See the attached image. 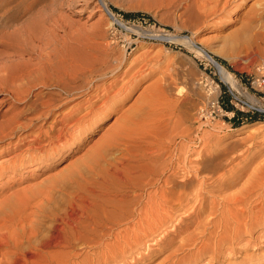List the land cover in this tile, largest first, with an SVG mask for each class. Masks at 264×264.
<instances>
[{"label": "rangeland", "instance_id": "374dc122", "mask_svg": "<svg viewBox=\"0 0 264 264\" xmlns=\"http://www.w3.org/2000/svg\"><path fill=\"white\" fill-rule=\"evenodd\" d=\"M204 1L0 0V66L16 63L41 65L49 57V54L53 55L51 53L54 51L57 52L66 47L81 53L83 57H86L84 58L86 61L102 53H108L113 54V58L123 56L128 62L127 66L135 59H139L138 64H140H137L139 67H136L135 73L139 71L138 73L144 72L143 75H145L147 70H150L148 72L152 71L149 77L144 78L136 85L122 104L123 111L128 110L129 107H135L138 103L137 112L139 108H143L142 114H148L145 102L146 104L152 102L156 107H153V110L150 108L153 111L150 112L151 114H155L154 116H158L159 113L165 114L162 117L165 118L166 122L168 120L166 117H170L172 121L169 118V123L162 125L158 123L164 120L160 117H157L156 122L154 119L152 123L149 120L152 119L151 117L147 119L148 115H145V120H149L148 123L143 122L144 117L142 119L137 118L142 121L141 124L137 127L132 126L131 129H141L142 125L147 123L149 126L147 130L149 131L146 134L150 133L151 135L152 133V135L151 137L150 135L146 136L150 140L146 137L143 140L144 144L127 145L133 154L130 153V156L124 159L125 163L122 159L125 153L123 146L111 151L110 161H123L126 167L138 168L152 162H164L166 167L169 159H171L174 161L173 167L171 166L170 169L166 167L167 170L160 174L162 177H168L177 169L179 174L176 178L179 181L186 176H194V163L197 165L194 167L200 166L198 163L204 160L205 152L208 150L206 147L216 145L218 146L217 150H220L219 152L224 155L226 153L225 156L222 155L225 160L219 159L215 162L220 164L219 171H215V173L203 172L196 177L194 184H192L195 187L194 192L185 197L183 208H181L183 210L168 211V215L161 213L162 219L159 218V214V216L156 214L160 224L155 215V205H153L151 209L154 212L151 211V213L153 212L152 216L148 215L152 227V232H148L150 237H147L148 234L147 232L144 233L145 231L139 232L136 226L139 217L125 221L118 226L111 225L114 229L118 227V231H123L121 234L123 237L130 235L133 230L136 231V236H140L137 238H141L143 235L142 239L145 240L140 241L142 244L138 246H135L137 242L133 244L132 240V242L124 243L120 239L117 244L113 240L106 241L105 245H108L109 253L116 257L115 262L112 261L108 264H264V215L262 211L260 212L259 207V204H263L262 201H264V187L261 189L258 187L254 191L256 198L261 194L263 196L261 195V198L258 199L253 198L255 202L252 206L255 208L253 210L256 215L255 212L253 213L254 217L257 218L253 225L244 226L245 230H243L244 227H235L234 221L231 222L230 219H228L229 222L226 219H224L226 220L225 223L222 222L223 217L221 218V215L217 214L215 215L216 223L221 221L220 227L224 226L227 230L222 227L218 229L219 226H208L209 230L207 229L208 232H205L208 234H200L202 231L200 223L208 215L209 208L221 210L223 205L222 210H227L225 209L226 203L221 201L222 196L225 195L224 197H226L235 192V194L240 193L243 187H248V180L254 178V181L263 173L260 172L263 171L264 165V0H232L224 8V12L219 11L216 14L197 6V4L204 6L202 5ZM196 2L198 3L196 4ZM111 8H116L124 13L146 14L151 19L140 17L127 20L120 14L114 13ZM207 57L230 74L235 86L222 82L218 69ZM144 59L147 62V70L146 68L141 69L146 64L143 62ZM135 78L134 81H139V77L135 76ZM154 83L160 85L159 91H165L166 96H163L165 99L161 96V92L159 93L158 90L154 92V89L151 88ZM156 84L154 85L157 86ZM52 91L49 89L45 91L44 89L42 93H53ZM38 92L35 91L32 95ZM154 94H159L162 98L159 99V95L156 97ZM168 94L172 95L171 98L167 96ZM173 98L175 102L178 101L176 105L179 108L175 106ZM248 98L255 100V106L248 103ZM168 99L169 101L171 99L173 103L169 102ZM180 102H185V104ZM249 106L256 110L250 109ZM229 107L239 112L240 115L235 116V113L227 109ZM17 110L19 109H16L14 102L8 101L7 94L0 90V127L14 114V111L18 112ZM160 114L159 116H161ZM120 116L121 114L109 116L104 127L98 130L88 142L84 143L79 151L71 155H69L71 152L68 151L63 155V160L56 158L53 162L49 161L45 166L39 164H31L25 168L14 166L15 168L12 167L0 174V205L10 198L13 201L16 194H19L18 196L30 195L29 198L33 199L34 201H32L36 202V205H41L43 200H40L38 193L49 191V187L47 189L44 187L52 179L53 193L51 198H53V206L52 203H43V207L51 206L54 214L65 211L67 204L71 202V195H73L70 194L73 191V186L70 185L69 177L76 180L75 173L83 169L82 160L87 158V153L89 155L94 151L93 147L112 128L115 119ZM7 142L4 141L3 143ZM149 142L150 144L153 142V145L151 144V146ZM140 149L141 153L138 152ZM3 159L1 158L0 161ZM242 162L245 164L243 165ZM248 162L249 164H247ZM243 166L246 171L242 169V172L241 167L243 168ZM235 167L239 168L236 170ZM255 169L260 172L257 173L254 171ZM135 172L137 171L135 170L133 175H130L131 178L133 177L132 179L139 177V174ZM253 173L257 174L252 175ZM191 174L192 176H190ZM226 174L233 177L232 180L237 176L240 178L238 177V181L234 180L235 183H231V186L223 187L218 191V188L213 186V179ZM229 174H234L235 177ZM62 176L65 177L63 180L68 179L65 181L68 187L61 189L55 186L56 183L59 185ZM157 189L146 188L144 190H146V194L156 195ZM128 191L131 192V189ZM31 194L34 196L33 198ZM135 194L141 195V192L136 191ZM34 198H39L38 203ZM144 200L145 202L148 201L144 197L141 207L146 204ZM15 201L17 200L15 199ZM259 201L261 202L259 203ZM33 202H31L32 205ZM157 202L159 200L152 204H157ZM254 205L258 206L257 209ZM185 207L188 212H186ZM197 210H203L205 213L202 212L201 218L195 221L191 219V213L197 212ZM170 213L172 218L169 216ZM54 217L53 226L55 227L60 224L59 219ZM243 218L245 217L238 220ZM191 221L197 225L194 226ZM187 224L192 225H188V227ZM199 224L200 226H198ZM44 225H51V222L47 221ZM184 229L188 232H185ZM196 229L198 230L197 234ZM191 236H194V239L193 237L191 239ZM186 238H189V243L187 242L183 249L188 251L180 248ZM220 239L221 241H219ZM213 241L216 246L212 243ZM202 243L205 244V249L202 247ZM219 246L222 247L219 248ZM55 250L56 252L60 251L53 249V253H56ZM77 252L83 254L81 250H77ZM101 252H103V247L89 250L90 254H100ZM173 252H177V254ZM123 253H126V256ZM82 256L84 257V254Z\"/></svg>", "mask_w": 264, "mask_h": 264}, {"label": "bare ground", "instance_id": "6f19581e", "mask_svg": "<svg viewBox=\"0 0 264 264\" xmlns=\"http://www.w3.org/2000/svg\"><path fill=\"white\" fill-rule=\"evenodd\" d=\"M231 1L232 0H205L204 3H202V5L204 6H201V4L198 5V2H196V4L197 6H200L201 9H207V11L209 10L211 11V13L216 14L219 11H223ZM60 50L51 53L53 55L49 54V57H47L44 62L42 61L43 63L41 65H28L29 63L27 65H20V63H16L2 64L0 66V90H3V92H5L8 96V101H13L16 109H19L17 110L18 112L14 111V114L10 118H8L5 123L2 122L4 124H1L0 127V159L4 158L2 161H0V174H3L14 166H17V168H25L31 164H39L45 166L49 161L53 162V160H55L56 158L63 160V155L68 151L71 152L69 155L79 151L84 143L88 142V140L94 134H96L98 130L104 127L106 122L109 120V116L115 114H121V116L115 119L112 128L109 129L93 147L94 151L91 152V149V154L88 155L87 153V158H83V169H80L75 173L76 180H74L72 177H69V181H71L70 185L73 186V191L70 194L73 195H71V202L70 204H67L68 206L65 211H62V213L59 212L54 214L53 208L51 206H47L46 208L43 207V203H52L53 206V198H51L53 193L52 179L51 182L46 183L47 185L46 187H44L46 189L49 187L51 191H41V193H38L39 197L41 198L40 200H43L42 202L40 201L42 203L41 205H36V202H33L34 200L32 199V201L29 198L30 195L18 196L19 194L17 195L16 193L15 199L17 201H15V199L11 201L12 199L10 198V200L7 199L3 203H1L0 264H108L112 261L115 262L116 257H113L112 254L109 253V248L107 247L108 245H105L106 241L108 242V240H113L117 244L120 239L124 243H129L132 240L134 242L133 244L137 242L135 246H138L142 244L140 243V241L145 239H142L143 235L141 238H137V236L139 235L136 236L135 234L137 233H135L136 231L133 230L131 231V234L129 233L130 235L123 237L121 236L123 231H118V227L117 229H114L113 227H111V225L118 226L125 221H129L134 219L135 217H139V220L136 222V226L138 227L139 232L145 231L144 233L147 232L148 234V232H150L152 229V227L150 226L151 220H149V216H152L151 214H153L154 212L153 209H151L153 205H155L154 208L156 209L155 215H160L161 213L162 215L163 213H167L165 215H168V211L180 210L181 208H183L185 197L191 195L194 192L195 187L192 184H194L196 177L203 172L215 173V171H219L220 164L215 162L219 159L225 160L222 158V155L224 154L219 152L220 150H217L218 146L211 145L209 148L206 147V149L208 150L205 152L206 156L204 157V160H201L202 162L198 163L200 164V166L194 167L197 166L196 163H194V176H192L191 174L190 176L192 177L186 176L184 179H180L179 181L178 178H176L179 174L177 172V169L175 172L173 171L171 175L168 173L170 175L168 177H162L160 174L167 169H170L174 164V161L171 159H169V162L166 165L167 169L165 167L166 163L164 162H152L151 164L147 163L148 165L138 168L126 167L124 165V159H126L127 156L129 157L131 153L127 145H136L140 143L144 144L143 140L147 137L146 135H150V133L146 134L147 131H149L147 130L149 129V126L147 125L148 121L150 120V123H152L154 119H156L154 121L156 122L160 117L164 120H161L162 122L159 121L158 123L166 125L167 122L169 123V120L171 119L170 117L165 116L166 119L168 118L166 122L165 118L162 117L165 114H160L159 112L157 113H159L161 116H159V114L158 116H154L155 114H151L153 112V107H156L152 102L147 104L145 102L148 114L143 113L144 116L142 114L143 108H139V111L137 112L136 106L138 105V103H136L137 105L135 107H129L128 110L123 111L124 109L122 104L129 97L133 89H135L136 85L139 84L144 78H147L152 74V71L148 72L150 70H147V62L145 61V59L143 60V62L146 64H144V66L142 65L143 67L141 69L146 68L147 70V73L143 75L144 72H134L136 67L140 64H138V61H140L139 59H135L127 66L128 62L123 58V56L120 58H113V54L102 53L99 56L96 55L97 57L93 59L89 57L91 58V60L87 58L89 59V61H86L84 59L86 57H83L82 54L77 51L70 50L69 48L67 49L66 47H64V49H62L61 51ZM209 60L212 61L211 59ZM212 63H214L215 67L218 69L222 82L224 81L225 83H230L231 86H235V82L231 78L230 74L216 62L212 61ZM135 76L139 77V81H134V79H136ZM154 84L151 88L154 89V92H156L155 90H158L161 87L160 85L158 86V84H156L157 86H155ZM44 89L45 91L46 89L53 90V93H42ZM38 90L40 91L38 92ZM35 91H37L38 93L32 95ZM160 92L161 91H159V93ZM164 93L165 91L161 92L162 97L166 96ZM154 95L157 97L159 94ZM167 96H170L171 98L172 95L168 94ZM158 97L159 99L162 98H160V95ZM251 98H248L247 101L252 106H255V100ZM169 102L173 103L171 99ZM176 102L175 106H177ZM72 103L73 105H71ZM180 103L185 104V102ZM163 105H165L164 102ZM172 112L174 113L175 111ZM145 115H148L147 119L149 117H151L152 119L146 121ZM142 117H144L143 122L146 121L147 123L143 124L142 127L140 126L141 129H131L133 128L132 126L137 127L139 126V124H141L142 121L138 120L137 118L142 119ZM170 121H172V119ZM83 134L85 135L83 136ZM129 139L130 141H127ZM148 140L150 139L148 138ZM4 141L8 142L4 144ZM122 146L124 147L125 153L123 155V158H121L124 160V163L123 161H110L109 157L111 155V151L117 150ZM138 152L141 153V149ZM179 154H181V152H179ZM246 159L245 161H247ZM245 161L243 160V162ZM213 162L215 163V165ZM249 162L247 164H249ZM242 169H244V166L243 168L241 167V170ZM262 169L263 171L261 170V172L258 170V172L260 173L263 172L262 176H260L261 174L259 175L261 178L257 177L258 179H255L254 181V178L252 180H248V187H243L240 193L238 192V194H235V192L234 194L231 193L232 195H227L226 197H224L225 195L222 196L221 201L225 202L227 206L226 208H223L227 210H222V204L221 210L215 208L211 210L209 208L210 211L208 215L206 216V218L202 219L200 223L202 227V231L200 232V234H205V232H208V226H219L218 229L222 227L224 228V230H227L224 226L220 227L221 221L219 223H216L215 215L217 214L221 215V218L223 217L222 222H226V220L230 219L231 222L234 221L236 225L234 226L239 228L244 226H251L256 222L257 218L254 217L253 212L255 211L253 210L254 207L252 206V204L253 202H255L253 198H256V192H254L255 189L258 187L260 189L264 187V165ZM135 170L137 171L135 173L139 174V177L132 179L133 177L131 178V176L133 175ZM256 170L257 169H255L254 171ZM180 172L183 173L182 171ZM254 174L255 173H253L252 175ZM226 175L220 176L218 178L214 177L213 186L215 185L214 188H218V191H220L223 187L227 188L228 186H231V183H235L234 180L240 178L239 176L235 177L234 174H229L235 177V179L232 180L233 177ZM63 178L65 177L62 176L61 179L59 178L61 182H59V185L58 183H56V186H54L60 187L61 189L64 187L67 188L68 185L65 184V181H68V179L63 180ZM146 188H158L157 194H146V190H144ZM128 189H131V192H127ZM136 191L141 192V195H136ZM260 196H258V198H261ZM31 197L33 198L34 196H32L31 194ZM144 197H146L148 201L145 202L144 200L146 204L145 206L141 207ZM38 199H35L37 200V203ZM155 199L159 200V202H157V204H152L157 201ZM31 202H33V205ZM260 202L261 201H259V203ZM262 202L263 204L260 203L262 205L259 204V207L260 212L262 211L264 215V201ZM203 210H197V212L195 211L194 213H191V219L198 221L201 218V213L204 212ZM151 211L153 212L151 213ZM186 212H188L187 208ZM53 214L57 216L54 217ZM157 215L156 218L159 221L161 215L159 218V215ZM171 215L172 214L170 213L169 216L171 217ZM53 217L59 219L60 225H57L55 227L53 226ZM239 217L245 218L238 220L240 219ZM230 220H228V222ZM47 221H50L51 225H44L45 223H47ZM192 224L194 223L192 222ZM192 224H187V226H191ZM200 224L198 226H200ZM188 227H185V229H188ZM198 230L196 229V234ZM243 230H245V227L243 228ZM185 232L188 231L185 230ZM147 237H150L149 234L147 235ZM192 237L194 239V236H191V239ZM188 239L186 238V240H184L182 244L180 242V244L182 245L180 247L181 249H183V247L189 241ZM219 241H221V239ZM215 242L217 241L215 240ZM212 243L215 244L214 241ZM202 244V247L204 248L205 244ZM215 246H213V248H215ZM99 247H103V252H101L100 254L89 253V250L91 248ZM220 247L222 246H219V248ZM53 249H58L60 251L56 252L55 250L56 253H53ZM77 250L83 251L84 257L82 256L83 254L78 253ZM129 252L131 251L129 250ZM214 252L216 254V249ZM173 253L177 254V252ZM80 258L81 260L78 261V259Z\"/></svg>", "mask_w": 264, "mask_h": 264}, {"label": "trees", "instance_id": "16d2710c", "mask_svg": "<svg viewBox=\"0 0 264 264\" xmlns=\"http://www.w3.org/2000/svg\"><path fill=\"white\" fill-rule=\"evenodd\" d=\"M111 10L114 12V13H117V14H120L123 18L129 20V19H135V18H145V19H148L150 20L151 17L149 15H146V14H142V13H124V12H120L119 10H117L116 8H111ZM215 59V58H214ZM221 62V61H219ZM229 111L235 113V116H238L240 115L239 112H237L236 110H234L232 107H229L227 108Z\"/></svg>", "mask_w": 264, "mask_h": 264}, {"label": "built area", "instance_id": "2783aa9c", "mask_svg": "<svg viewBox=\"0 0 264 264\" xmlns=\"http://www.w3.org/2000/svg\"><path fill=\"white\" fill-rule=\"evenodd\" d=\"M249 107H250V106H249ZM250 109H252V110H256V109H254L253 107H252V108L250 107ZM257 111H258V110H257Z\"/></svg>", "mask_w": 264, "mask_h": 264}]
</instances>
